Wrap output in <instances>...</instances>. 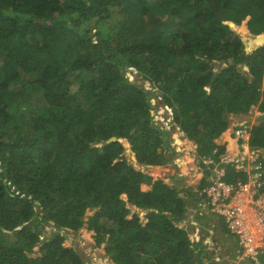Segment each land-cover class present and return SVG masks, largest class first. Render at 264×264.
I'll return each mask as SVG.
<instances>
[{
    "label": "trees",
    "instance_id": "trees-1",
    "mask_svg": "<svg viewBox=\"0 0 264 264\" xmlns=\"http://www.w3.org/2000/svg\"><path fill=\"white\" fill-rule=\"evenodd\" d=\"M244 20L264 33V0H0V264H86L64 233L85 224L115 264H206L178 225V187L123 154L175 158L157 107L198 158L224 150L232 115L264 112V45L246 49L232 27ZM257 118L251 145L264 148Z\"/></svg>",
    "mask_w": 264,
    "mask_h": 264
},
{
    "label": "rangeland",
    "instance_id": "rangeland-1",
    "mask_svg": "<svg viewBox=\"0 0 264 264\" xmlns=\"http://www.w3.org/2000/svg\"><path fill=\"white\" fill-rule=\"evenodd\" d=\"M244 21L246 22L247 20ZM128 22L129 28L134 25L136 30L140 32L141 27H139V24H143V22L139 19V17H136L134 20H128ZM243 22H241L242 24L240 25L233 23L234 25L232 27L236 29L237 33L243 38L246 44V49L248 51H252L257 45H264V36H262L264 33L254 35L252 31L258 29L256 26H253L251 29L249 28V32H244L245 30H241L243 28ZM220 65L226 66L225 63L218 64L216 70L219 69ZM136 72V70H134L132 74L128 72V76L131 80L139 81L142 78L141 76L135 74ZM207 89L209 90V88ZM152 102L156 105L158 101L153 98ZM162 107L155 108V110H153V114L155 115V120L158 124H162V126H164L163 128L170 132L168 139L172 149L169 148L167 150L166 156L168 157L172 153L176 155L175 158L172 156L163 165H140L136 161L137 158L135 157L130 145L129 148L131 151H127V149H125L123 157L137 169H141L152 175L154 179L162 178L165 179V181L171 186L178 187L181 195L185 197L184 199L187 201L188 206L185 219L178 225L188 230L190 237L194 242L201 241L207 248V251L203 252L202 255L206 264H248L249 259L243 257L242 255L243 251L241 245L238 243V236H231L226 233L227 230L224 220L218 219L217 215L211 213V211L206 208V200L197 192V188L203 179L201 174L197 172V168L199 169L197 165L198 162L195 161L192 163L194 156H197L195 153L197 145L194 146V142H190L191 140L186 137L185 133L178 125L172 124L170 114H166ZM254 110L255 109H253L252 112L256 113ZM238 116L242 117L249 115L239 114ZM257 120L258 118H255L254 121ZM230 122L233 124L236 121L230 117ZM221 136L223 137V134ZM224 167L231 169L228 165H224ZM145 188L149 189L150 186L146 185ZM187 191H189L191 195L188 196ZM135 212L139 213L142 221L145 222L148 211L132 207V213ZM94 213L95 210H88L87 216H93ZM51 231L52 227H48L46 230L48 234ZM64 233L67 235L66 244L77 249L86 264H115L106 253L105 246L96 245L94 231L89 230L86 224L78 231L65 229ZM258 251L259 260L264 262V246ZM207 252L208 255L206 256ZM41 253L42 252L40 251L39 246H36L31 255L33 257H37L40 256ZM211 253L214 254L213 258H211ZM208 256L210 258H208Z\"/></svg>",
    "mask_w": 264,
    "mask_h": 264
},
{
    "label": "built area",
    "instance_id": "built-area-1",
    "mask_svg": "<svg viewBox=\"0 0 264 264\" xmlns=\"http://www.w3.org/2000/svg\"><path fill=\"white\" fill-rule=\"evenodd\" d=\"M253 109L258 116L264 113L257 107ZM254 123L252 120L236 124L231 129L230 137L236 139V144L226 140L223 151L216 148L212 155L199 158L194 156L192 163L198 162L197 172L203 177L197 192L206 200V208L217 215L218 219L224 220L231 235L238 236L242 255L249 259L248 264H264L258 257V250L264 246V234L253 248L247 238L252 236L254 223L264 229V148L251 145ZM224 165L230 166L246 179L228 181Z\"/></svg>",
    "mask_w": 264,
    "mask_h": 264
},
{
    "label": "crops",
    "instance_id": "crops-1",
    "mask_svg": "<svg viewBox=\"0 0 264 264\" xmlns=\"http://www.w3.org/2000/svg\"><path fill=\"white\" fill-rule=\"evenodd\" d=\"M245 22V21H244ZM244 22H243V26L247 29V31L249 32V28H248V24H247V21L245 22V25H244ZM263 34V33H262ZM260 45V44H259ZM258 45V46H259ZM257 47V46H256ZM254 114V115H253ZM239 115V114H238ZM238 115H232L231 116V118H233L236 122L235 123H231L230 124V126H229V128L226 130V132H224L223 133V137L221 136L218 140H217V144H219V145H223L224 143H225V141L226 140H229L230 141V143L231 144H236V139L235 138H233V140L232 139H230V137H232V135H231V132H232V127L233 126H235L236 124H238V123H240V122H243V121H254L255 120V118H257V115H256V113H254V112H250L248 115L249 116H242V117H240V116H238ZM235 117H237V118H235ZM244 119H246V120H244ZM231 128V129H230ZM190 142H192L193 143V141H190ZM196 144L194 143V146H195ZM149 189H151V186H150V188ZM213 255L214 254H212L211 253V258H213ZM208 258H210L209 256H208Z\"/></svg>",
    "mask_w": 264,
    "mask_h": 264
},
{
    "label": "bare ground",
    "instance_id": "bare-ground-1",
    "mask_svg": "<svg viewBox=\"0 0 264 264\" xmlns=\"http://www.w3.org/2000/svg\"><path fill=\"white\" fill-rule=\"evenodd\" d=\"M252 215H253V213H252ZM251 232H252V236H247V238H249L248 243H249L250 247L253 248L256 241L258 239H260L262 237V235L264 234V229L259 228V225L254 223L253 227L251 228Z\"/></svg>",
    "mask_w": 264,
    "mask_h": 264
},
{
    "label": "water",
    "instance_id": "water-1",
    "mask_svg": "<svg viewBox=\"0 0 264 264\" xmlns=\"http://www.w3.org/2000/svg\"><path fill=\"white\" fill-rule=\"evenodd\" d=\"M114 140H117V138H116V137H111L109 141H114ZM138 164H139V163H138ZM132 165H133V164H132ZM149 166H155V165H149ZM89 210H91V209H89Z\"/></svg>",
    "mask_w": 264,
    "mask_h": 264
},
{
    "label": "clouds",
    "instance_id": "clouds-1",
    "mask_svg": "<svg viewBox=\"0 0 264 264\" xmlns=\"http://www.w3.org/2000/svg\"><path fill=\"white\" fill-rule=\"evenodd\" d=\"M146 85H147V87H149V83H146ZM257 117H258V115H257ZM255 122V121H254Z\"/></svg>",
    "mask_w": 264,
    "mask_h": 264
},
{
    "label": "flooded vegetation",
    "instance_id": "flooded-vegetation-1",
    "mask_svg": "<svg viewBox=\"0 0 264 264\" xmlns=\"http://www.w3.org/2000/svg\"><path fill=\"white\" fill-rule=\"evenodd\" d=\"M196 149V148H195Z\"/></svg>",
    "mask_w": 264,
    "mask_h": 264
}]
</instances>
